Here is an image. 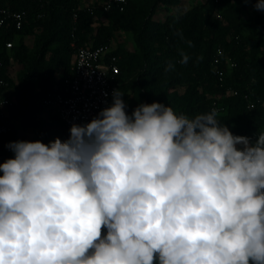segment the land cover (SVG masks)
Returning <instances> with one entry per match:
<instances>
[{
    "label": "clouds",
    "instance_id": "9594fccd",
    "mask_svg": "<svg viewBox=\"0 0 264 264\" xmlns=\"http://www.w3.org/2000/svg\"><path fill=\"white\" fill-rule=\"evenodd\" d=\"M123 96L66 141L8 144L0 264H264V132L234 135L214 108L129 115Z\"/></svg>",
    "mask_w": 264,
    "mask_h": 264
},
{
    "label": "trees",
    "instance_id": "16d2710c",
    "mask_svg": "<svg viewBox=\"0 0 264 264\" xmlns=\"http://www.w3.org/2000/svg\"><path fill=\"white\" fill-rule=\"evenodd\" d=\"M208 1L216 11L209 12L200 4L168 14L161 22L154 20L161 6L178 5L180 0H130L124 11L115 5L106 10L103 3L81 7L80 0H10L14 10L26 11L28 16L21 29L11 20L0 26L1 76L9 82L8 90L13 87V64L26 71L9 108L11 131L2 139L0 163L14 158L7 147L10 142L27 141L12 128L13 121H21L24 131L37 132L32 120L54 112L43 99L48 92L60 90L72 74L76 64L73 44L112 47L122 32L134 33L138 45L137 51L122 46L112 51L120 59L118 90L124 94L129 115L138 105L153 102L189 118L214 108L220 123L234 135L254 141L264 132V11L256 10V0H251L252 13L243 0ZM32 36H36L34 50L26 42ZM9 42L14 44L10 49ZM218 49L224 57L215 65ZM181 52L189 57L187 64L180 63ZM230 62L236 66L230 67ZM169 64L174 68L166 71ZM250 102L256 104L254 109L249 108ZM53 123L39 132L37 140L48 144L69 138L58 116Z\"/></svg>",
    "mask_w": 264,
    "mask_h": 264
},
{
    "label": "built area",
    "instance_id": "2783aa9c",
    "mask_svg": "<svg viewBox=\"0 0 264 264\" xmlns=\"http://www.w3.org/2000/svg\"><path fill=\"white\" fill-rule=\"evenodd\" d=\"M10 0H0V26L11 20L17 29L24 26L28 13L16 11L8 3ZM219 3L221 0H214ZM130 0H105L103 4L106 10L113 5L124 11ZM9 42L7 47H13ZM76 50V64L72 74L64 79L60 90L50 91L43 99V103L52 108L54 113L66 125L69 136L73 124H85L92 118L98 116L99 112L112 104V93L119 89V57L112 54L111 47L100 46L89 48L73 44ZM224 57V51L218 49L215 54L214 63L219 65ZM13 61V59H12ZM236 64L230 62V67ZM3 63L0 60V99L3 105L0 106V146L2 139L11 131L9 121V108L13 101L3 95L8 90L9 82L1 76ZM233 95L236 92H232ZM216 101L214 105L216 107ZM256 104L250 102L249 108L254 109ZM68 136V137H69Z\"/></svg>",
    "mask_w": 264,
    "mask_h": 264
},
{
    "label": "rangeland",
    "instance_id": "374dc122",
    "mask_svg": "<svg viewBox=\"0 0 264 264\" xmlns=\"http://www.w3.org/2000/svg\"><path fill=\"white\" fill-rule=\"evenodd\" d=\"M105 0H80V6L81 7H91L94 5H97L98 3H103ZM206 5L209 12L216 11V8L213 6V3L208 0H180V4L178 5H163L161 6L160 10L156 13L154 16L155 21H161L164 22L166 20V17L168 14L175 13L177 11H188L192 9L193 7L197 5ZM244 5L247 7V12L252 13L254 11L253 6L251 5V2L244 3ZM35 41L36 36L28 37L26 38V42L31 46V48L34 50L35 48ZM19 42V38L16 39L15 43ZM118 46H122L124 48H127L132 51H137L138 45L136 41V35L132 32H122L117 37L116 41L113 43V46L111 47V50L113 51ZM26 71V68L20 65L13 64L11 70H10V76L13 80V87L6 91V97H9L11 100H15V97L17 93L19 92V89L22 85V79L23 75ZM133 92H131V95ZM141 96V95H140ZM143 95L140 97L142 98ZM57 117L54 112H50L48 114L43 115L42 117L38 119L32 120L36 126H38V131H32L28 129L27 131H24L22 129L21 121L18 122H12V128H16L20 131L22 135L25 136L27 141H36L37 137L39 135V132L46 127H52L54 118Z\"/></svg>",
    "mask_w": 264,
    "mask_h": 264
}]
</instances>
